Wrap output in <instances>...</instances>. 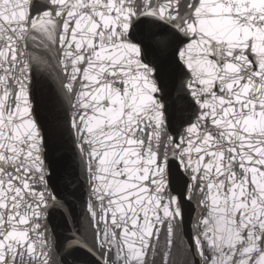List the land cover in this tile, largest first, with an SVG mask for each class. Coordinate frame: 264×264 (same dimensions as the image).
I'll return each mask as SVG.
<instances>
[{"label":"snow or ice","instance_id":"1","mask_svg":"<svg viewBox=\"0 0 264 264\" xmlns=\"http://www.w3.org/2000/svg\"><path fill=\"white\" fill-rule=\"evenodd\" d=\"M264 264V0H0V264Z\"/></svg>","mask_w":264,"mask_h":264},{"label":"water","instance_id":"2","mask_svg":"<svg viewBox=\"0 0 264 264\" xmlns=\"http://www.w3.org/2000/svg\"><path fill=\"white\" fill-rule=\"evenodd\" d=\"M191 225H192L191 217L190 216L186 217L185 221L182 222V224L178 228V234L180 237V243L182 244L185 253L186 254L192 253L188 257L191 264H198V257L194 254V252H192L191 249V237L193 234V229ZM74 255L78 261L82 262V264H95V262L90 257L84 255L83 253H76ZM157 264H158V258H157Z\"/></svg>","mask_w":264,"mask_h":264}]
</instances>
